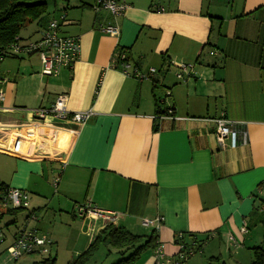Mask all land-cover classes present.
<instances>
[{
	"label": "crops",
	"instance_id": "0c3cea01",
	"mask_svg": "<svg viewBox=\"0 0 264 264\" xmlns=\"http://www.w3.org/2000/svg\"><path fill=\"white\" fill-rule=\"evenodd\" d=\"M93 3L53 0L20 33L23 43L36 40L64 13L62 34L81 42L73 66L46 76L37 54L0 59V165L7 168L0 186L25 190L32 205L25 219L31 210L38 216L4 236L13 242L25 226L37 228L51 240L41 254L73 260L104 228L77 214L91 201L120 212L119 225L135 234L154 228L143 218L162 216L158 241L173 257L177 237L207 238L205 250L214 239L229 251L251 241L252 226L264 219V0H130L116 19L94 12ZM111 20L117 37L99 30ZM118 52L130 57V70L156 73L126 75L111 65ZM176 63H194L196 74L178 77ZM62 93L69 110L92 109L85 124L32 114ZM158 100L170 113H157ZM222 113L244 124V142L220 146L211 119ZM15 214L4 215L2 227L16 223ZM250 251H237L238 264H251ZM146 252L136 264H153Z\"/></svg>",
	"mask_w": 264,
	"mask_h": 264
},
{
	"label": "built area",
	"instance_id": "2783aa9c",
	"mask_svg": "<svg viewBox=\"0 0 264 264\" xmlns=\"http://www.w3.org/2000/svg\"><path fill=\"white\" fill-rule=\"evenodd\" d=\"M130 0H94L92 9L98 13L106 10L114 18H119L125 15L130 7ZM163 10V9H161ZM65 19V14H61L59 18H53L41 32V35L36 40L23 43L20 40L12 43L8 50L12 54H37L42 62V73L46 76H56L62 68L73 66L80 57L81 42L77 36L64 35L61 32L62 21ZM99 30L112 37L120 35V26L114 21H100L98 23ZM2 57L0 56V59ZM127 55L123 52H118L112 58V67L122 66L123 72L128 76H134L139 79L148 77L156 73V69L149 68L148 73L140 72L137 68L130 70V63L126 59ZM179 69L178 77L185 78L195 75L194 63H176ZM5 93L0 88V101L4 100ZM68 95L62 93L56 96L54 103L50 107H38L31 110L32 114L40 120L45 119L49 115H54L68 121H76L79 124H85L93 115L92 109L84 111H71L67 107ZM211 121L215 126V135L221 147L230 145L235 147L239 142L246 140V132L244 124L237 121L229 120L225 113L212 118ZM54 185L57 187L58 180L55 179ZM29 194L20 188L10 187L6 190L3 196V205L7 208H27L29 207ZM77 213L81 217L89 218L93 221L100 220L105 226L107 224H119L122 214L114 210L101 209L94 206L91 201L83 205L77 206ZM36 213L31 210L26 217V221L36 220ZM92 221V222H93ZM142 225L146 228L154 227L158 230L162 223L163 217L158 215L153 218H143ZM93 226V225H91ZM93 231V227H90ZM242 231L247 232L248 229L245 223L242 225ZM0 240V242H2ZM51 240L39 233L37 228H28L25 226L7 246L6 250L10 259L17 260L24 254L40 252L46 253L49 250ZM179 245V251L175 257L168 254L163 243L158 241V246L153 250V264H186L187 260L195 253L202 252L204 243L201 249H195L194 246ZM197 251V252H196Z\"/></svg>",
	"mask_w": 264,
	"mask_h": 264
},
{
	"label": "trees",
	"instance_id": "16d2710c",
	"mask_svg": "<svg viewBox=\"0 0 264 264\" xmlns=\"http://www.w3.org/2000/svg\"><path fill=\"white\" fill-rule=\"evenodd\" d=\"M47 11V0H0V56L11 55L12 53L9 52L8 47L18 40L21 41L20 33L22 29L28 24L40 20ZM126 59L129 60L130 57L127 55ZM157 105L158 114L165 115L170 113L169 108H163L159 104V100ZM7 189L3 185L0 186V200L3 199ZM21 209L10 207L5 211H0V220L4 215L15 214ZM257 210L259 209L257 208ZM262 223L264 225V219ZM158 238L159 236L155 228L149 234H135L124 226L110 223L99 231L82 253L67 264H87L103 243L112 245L121 255V258L113 264H136L145 251H153L158 246ZM206 240L207 238L198 239L194 236L190 242H187L184 237H177L175 243L185 245L186 247L194 246L195 249L200 250ZM250 250L253 256L251 264H264V248L261 245H257L251 247ZM210 258L216 259V261L220 260V264H226L220 256H212ZM55 262L56 257L48 256L42 261H35L32 264H55ZM213 263V260H210V264Z\"/></svg>",
	"mask_w": 264,
	"mask_h": 264
},
{
	"label": "rangeland",
	"instance_id": "374dc122",
	"mask_svg": "<svg viewBox=\"0 0 264 264\" xmlns=\"http://www.w3.org/2000/svg\"><path fill=\"white\" fill-rule=\"evenodd\" d=\"M47 4L52 5L53 0H47ZM22 30H24V28ZM32 36L36 38L38 34L35 33ZM2 170H7V168L2 169L0 165V172ZM31 206L32 205L29 200V207L19 210L17 214L14 215L16 219V223L11 224L9 228H6L4 226L2 227L3 222L7 220L6 216L3 218V221H1L0 240L3 239V241L0 242V264H32L35 261H42L44 258L49 256L48 254L43 255L40 252H33V253L24 254L19 259L14 260V259H10L7 253L6 248L8 245L12 243V240H11L12 238L10 235H7V236H4V235L9 234L10 232H13L14 230H16L19 226H21L24 223V220H25V224H27L28 226H31L32 224L37 223V220H31L28 223V221H26L25 219V216L27 215V210L30 209ZM0 207L1 208L4 207L3 201H0ZM10 217H13V216L10 215L9 218ZM138 232H144V229L140 228L138 229ZM249 235L251 237L250 239L251 241L249 240L246 241L244 245H239V246L231 245L230 251L228 250L229 245H227L223 240H219V239L211 240L210 242H211L212 249L209 248L205 250L204 248L202 252H197L193 254L187 260L186 264H210V260H213L214 262L213 264L215 263L220 264V260L216 261V259L210 258L213 255L220 256L219 253L221 254L222 257L226 259L225 260L226 264H238L237 251H240L241 249L250 251L248 247L253 246L254 244H259L264 248V225L262 223H259L256 226H252ZM144 253H148V252L145 251ZM66 256L67 255L59 254V257H57L55 264H67L70 260L67 259ZM120 258H121V255L117 252L116 248H114L110 244L103 243L100 245L98 251L95 253L93 258L87 264H113L117 262Z\"/></svg>",
	"mask_w": 264,
	"mask_h": 264
},
{
	"label": "bare ground",
	"instance_id": "6f19581e",
	"mask_svg": "<svg viewBox=\"0 0 264 264\" xmlns=\"http://www.w3.org/2000/svg\"><path fill=\"white\" fill-rule=\"evenodd\" d=\"M106 18V17H105Z\"/></svg>",
	"mask_w": 264,
	"mask_h": 264
}]
</instances>
